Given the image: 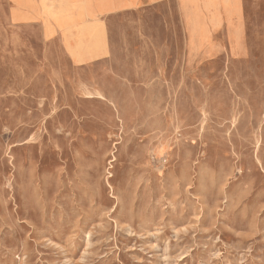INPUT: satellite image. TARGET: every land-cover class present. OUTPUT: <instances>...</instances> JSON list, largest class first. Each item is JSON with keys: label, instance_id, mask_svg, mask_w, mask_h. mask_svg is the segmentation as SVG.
Here are the masks:
<instances>
[{"label": "rangeland", "instance_id": "rangeland-1", "mask_svg": "<svg viewBox=\"0 0 264 264\" xmlns=\"http://www.w3.org/2000/svg\"><path fill=\"white\" fill-rule=\"evenodd\" d=\"M175 2L73 67L0 0V264H264V0Z\"/></svg>", "mask_w": 264, "mask_h": 264}, {"label": "crops", "instance_id": "crops-1", "mask_svg": "<svg viewBox=\"0 0 264 264\" xmlns=\"http://www.w3.org/2000/svg\"><path fill=\"white\" fill-rule=\"evenodd\" d=\"M25 5H19L16 0H8L11 4L9 15L12 26L38 24L41 40L48 51H56L62 55L61 60L67 64L81 66L83 64L105 61L112 56L113 40L126 34V24L123 28L114 26L120 16L136 13L138 10L155 9L161 4H174L177 1V14L188 15L187 0H23ZM190 4L199 5L203 0H189ZM216 6L220 13H226L223 3ZM232 7L229 13L237 14L239 0H228ZM242 1V0H240ZM176 3V2H175ZM28 4V5H27ZM223 4V5H222ZM242 4V3H241ZM222 5L223 7L219 6ZM182 7V8H181ZM36 9V15L32 9ZM181 8V9H180ZM205 13V12H201ZM62 15L58 20L56 15ZM182 30L184 44L190 42V27L183 18ZM119 27V25H118ZM219 27L206 28L210 41L214 44ZM228 30V28H226ZM214 39V40H213Z\"/></svg>", "mask_w": 264, "mask_h": 264}]
</instances>
